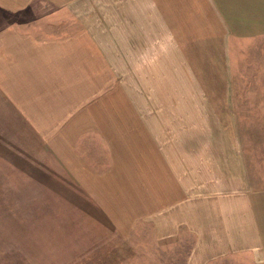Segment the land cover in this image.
Wrapping results in <instances>:
<instances>
[{
	"label": "crops",
	"instance_id": "1",
	"mask_svg": "<svg viewBox=\"0 0 264 264\" xmlns=\"http://www.w3.org/2000/svg\"><path fill=\"white\" fill-rule=\"evenodd\" d=\"M61 228L264 264V0H0V244Z\"/></svg>",
	"mask_w": 264,
	"mask_h": 264
},
{
	"label": "rangeland",
	"instance_id": "2",
	"mask_svg": "<svg viewBox=\"0 0 264 264\" xmlns=\"http://www.w3.org/2000/svg\"><path fill=\"white\" fill-rule=\"evenodd\" d=\"M176 75V74H175ZM162 86V84H159ZM154 88V85H153ZM141 95H146L148 88L147 85H140ZM125 91H131L125 89ZM131 99V98H130ZM126 100L124 106L131 107V100ZM31 230V231H30ZM29 233H33V236L27 239V243H13V244H0V254L6 252H14L20 255L19 264H207L208 261H200V255H142V250H136L138 245H144L147 242V229L141 234L139 240L129 238H123V242L119 241V235L113 234L107 238L106 243L94 244L83 243L82 235L73 234L71 237L67 235L64 229H60L59 232L54 235H48L44 233V238L39 230L38 239L36 238V230L30 229ZM37 230V232H38ZM23 235V234H22ZM35 237V238H34ZM132 237V236H131ZM25 238L22 237V241ZM39 240V243H35ZM41 240H44L43 242ZM34 242V243H32ZM138 242V243H137ZM44 243V244H41ZM136 243V245H135ZM41 244V245H39ZM43 247V248H42ZM79 247V248H78ZM32 252H38L39 255H35V258H31ZM136 252L140 255H134ZM122 253V254H121ZM42 255V256H40ZM7 255H0V264H7L8 261L4 258ZM28 259H24L25 257ZM198 258V259H197ZM249 258L248 255H239L231 257V259H225L223 261L215 262L214 264H257V260Z\"/></svg>",
	"mask_w": 264,
	"mask_h": 264
}]
</instances>
